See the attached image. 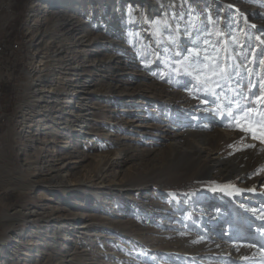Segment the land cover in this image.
Here are the masks:
<instances>
[{"label": "rangeland", "instance_id": "obj_1", "mask_svg": "<svg viewBox=\"0 0 264 264\" xmlns=\"http://www.w3.org/2000/svg\"><path fill=\"white\" fill-rule=\"evenodd\" d=\"M0 8V45L25 52L1 83L0 105L8 85L15 105L0 122V264H264V143L237 127L264 113V0ZM80 36L92 39L84 53ZM80 77L92 90L84 131L22 110L41 89L75 93ZM44 95L38 109L57 94Z\"/></svg>", "mask_w": 264, "mask_h": 264}, {"label": "bare ground", "instance_id": "obj_2", "mask_svg": "<svg viewBox=\"0 0 264 264\" xmlns=\"http://www.w3.org/2000/svg\"><path fill=\"white\" fill-rule=\"evenodd\" d=\"M192 8H193V10L195 9L194 11H196L197 6L195 4H192ZM157 14H160V9L157 7V5L151 3V13H150V15L154 16V15H157ZM103 21L107 22L105 20H103ZM79 38L83 39L82 42H81V49L80 50L84 53L90 48V46L92 44V39H90V38L88 39V38H85V37H82V36H80ZM160 41L162 43H165V44L168 43L167 40L164 37H160ZM231 57H232V60L235 63H237L236 58H234V56H231ZM73 58H75V57H73ZM74 63L75 62L70 63V66L68 68L69 74L72 77L78 75L76 73V71L79 70L80 67H81L80 64H74ZM236 67H237V75L243 74L242 71H241V67L239 65L236 66ZM58 68L60 69L59 63H55V69H58ZM51 71H52V69L50 68L48 62L45 61L44 63L41 64V70H40V73H39L40 74V78L41 79L42 78H46L47 76L50 75ZM81 75H84V73H80L79 74V76H81ZM71 80H73V78ZM76 83H77L76 84V90L74 89L75 93H73V94L65 93L63 91L62 94L58 95L57 90H58L59 86L58 87L56 86L55 88L50 89V90L41 89L40 90L41 92L39 93L41 95L38 96V97L36 96V94L30 93L29 94V101L26 103V106L22 108V110L25 111V113L26 112H28L29 114L36 113L37 115H39V117H38L39 120H37L38 122L41 119L44 118V121H45V119H48V121L52 122L53 125H57V126L58 125H65V126H69L71 128V130H73V131L82 132V131H84L85 124L88 123L87 120H88V117L91 114L89 105L87 103V99H88L87 96L92 93V90H90V85H89L90 81L86 77H80L79 79H77ZM53 91H56L57 95H54L53 97H51L47 101L46 105L42 106L43 108L38 109V107L40 106L41 101L45 97L44 94L45 93L50 94ZM79 96H81V97L79 98ZM75 99H78L77 101L81 102V103H79V105H77V108L79 109L78 112H77V115L71 121L69 119H67V118H65V121H64L63 119H64L65 115H64V113L62 111L64 110V108L66 106L71 104V102L73 100H75ZM217 99L221 100L222 98L219 97ZM65 114L70 115L71 112L65 113ZM25 125H26L24 127L25 131L29 132V129H30L31 126H33V124H31V121H28V122L25 123ZM37 139H38V137H37ZM194 149H195L197 154L198 153L199 154L202 153V150H203L200 147H194ZM64 165L62 167L61 166L57 167V169L54 170V171H57V174L51 173V174H53L51 178H58V179L62 178L61 171H62V168L65 167ZM71 260L72 259H70L69 262Z\"/></svg>", "mask_w": 264, "mask_h": 264}, {"label": "built area", "instance_id": "obj_3", "mask_svg": "<svg viewBox=\"0 0 264 264\" xmlns=\"http://www.w3.org/2000/svg\"><path fill=\"white\" fill-rule=\"evenodd\" d=\"M2 8H0L1 12ZM20 45L14 41H6L0 45V95L1 93V83L4 80L5 73L4 69H7L8 60L17 55L20 52ZM7 115L5 108L0 105V122L5 121V116Z\"/></svg>", "mask_w": 264, "mask_h": 264}, {"label": "snow or ice", "instance_id": "obj_4", "mask_svg": "<svg viewBox=\"0 0 264 264\" xmlns=\"http://www.w3.org/2000/svg\"><path fill=\"white\" fill-rule=\"evenodd\" d=\"M187 71V69H185ZM223 71V69L221 70ZM189 75L191 73H188ZM213 75H216L215 72H213ZM208 79L207 77L205 78ZM258 99L261 100V102H264V90H262L261 97ZM248 111H252L249 109ZM228 116L232 117L233 114L231 111L227 113ZM262 116V119L260 121L253 122L251 121L246 115L244 118L243 123H238L237 127L240 131H243L245 133H251L253 139H260L261 143H264V113L260 114ZM233 119H237L236 117H233ZM256 124H259V128L256 127ZM259 132V135L257 133ZM254 145H248V147H253ZM238 191V190H237Z\"/></svg>", "mask_w": 264, "mask_h": 264}, {"label": "trees", "instance_id": "obj_5", "mask_svg": "<svg viewBox=\"0 0 264 264\" xmlns=\"http://www.w3.org/2000/svg\"><path fill=\"white\" fill-rule=\"evenodd\" d=\"M19 1V5H23L24 2L26 0H18ZM21 53H25L23 52V48L21 49V51L18 53V56H21ZM18 70V68H17ZM15 94V90L13 89L12 86L8 85L5 87L4 89V97H3V104H4V108L9 113H11V110L13 109L14 105H15V99L13 98V95Z\"/></svg>", "mask_w": 264, "mask_h": 264}]
</instances>
